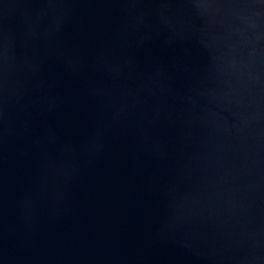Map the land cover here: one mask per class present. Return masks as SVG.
<instances>
[{
	"label": "water",
	"instance_id": "water-1",
	"mask_svg": "<svg viewBox=\"0 0 264 264\" xmlns=\"http://www.w3.org/2000/svg\"><path fill=\"white\" fill-rule=\"evenodd\" d=\"M0 264H264V0H0Z\"/></svg>",
	"mask_w": 264,
	"mask_h": 264
}]
</instances>
